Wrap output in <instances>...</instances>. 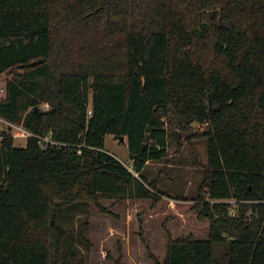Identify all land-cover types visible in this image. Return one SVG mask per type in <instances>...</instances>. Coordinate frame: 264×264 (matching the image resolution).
<instances>
[{
  "label": "trees",
  "instance_id": "obj_1",
  "mask_svg": "<svg viewBox=\"0 0 264 264\" xmlns=\"http://www.w3.org/2000/svg\"><path fill=\"white\" fill-rule=\"evenodd\" d=\"M4 73L0 118L34 137L0 135V264H79L92 209L171 198L144 173L193 124L208 165L192 209L208 237L164 224L165 257L150 260L264 264V0H0ZM107 135L127 140L129 167Z\"/></svg>",
  "mask_w": 264,
  "mask_h": 264
},
{
  "label": "rangeland",
  "instance_id": "obj_2",
  "mask_svg": "<svg viewBox=\"0 0 264 264\" xmlns=\"http://www.w3.org/2000/svg\"><path fill=\"white\" fill-rule=\"evenodd\" d=\"M214 11L213 23L219 26L221 8L208 14L214 15ZM10 77L9 73L0 75V99L5 96V81ZM41 109L48 110L49 107L42 105ZM204 130L199 124H193L187 131L176 126L172 128L167 159L151 162L145 170L148 181L155 182L161 193L173 199L163 196V201L156 208H152L151 202H103L111 215L92 209L89 216L92 246L87 250L77 243L76 261L79 264H116L120 256L123 257V264H153L149 252L163 260L167 240L164 224L175 238L190 235L197 239L208 237V229L196 221L192 209L208 165L207 140L200 138ZM3 132L12 133L16 148H26L28 140L15 136L22 130L5 121L0 122V135ZM105 151L122 164L130 166L126 139L120 141L107 135ZM84 220V216H79L69 227L75 230V236L81 232L80 224ZM147 245L149 250L146 249Z\"/></svg>",
  "mask_w": 264,
  "mask_h": 264
},
{
  "label": "built area",
  "instance_id": "obj_3",
  "mask_svg": "<svg viewBox=\"0 0 264 264\" xmlns=\"http://www.w3.org/2000/svg\"><path fill=\"white\" fill-rule=\"evenodd\" d=\"M47 107H48V105H47ZM0 122H5L4 120H2L1 118H0ZM8 123V122H7ZM8 124H10V123H8ZM11 126H15V127H17L18 129H20V130H22V132L21 133H17L15 136L16 137H20V136H22L23 138H26V139H30L31 137H34V135L32 134V133H30V132H28V131H26L24 128H23V126L21 125H13V124H10ZM42 141H43V143L41 144L42 146H44L45 147V144L46 143H50V144H56V143H54L53 141H52V138H51V136H48V137H45V138H43V139H41ZM233 211V210H232ZM234 212V211H233Z\"/></svg>",
  "mask_w": 264,
  "mask_h": 264
},
{
  "label": "water",
  "instance_id": "obj_4",
  "mask_svg": "<svg viewBox=\"0 0 264 264\" xmlns=\"http://www.w3.org/2000/svg\"><path fill=\"white\" fill-rule=\"evenodd\" d=\"M35 110L38 112V111H40V107L39 106H37V107H35ZM148 130H149V128H148ZM125 138L124 137H122L121 138V141H123ZM148 139H149V134H147V136H146V141H148Z\"/></svg>",
  "mask_w": 264,
  "mask_h": 264
}]
</instances>
